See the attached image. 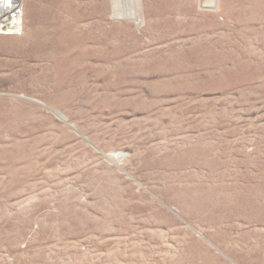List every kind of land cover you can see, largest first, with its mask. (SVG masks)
I'll return each mask as SVG.
<instances>
[{
  "label": "rangeland",
  "instance_id": "rangeland-1",
  "mask_svg": "<svg viewBox=\"0 0 264 264\" xmlns=\"http://www.w3.org/2000/svg\"><path fill=\"white\" fill-rule=\"evenodd\" d=\"M24 13L0 37V264H264V0Z\"/></svg>",
  "mask_w": 264,
  "mask_h": 264
},
{
  "label": "built area",
  "instance_id": "built-area-1",
  "mask_svg": "<svg viewBox=\"0 0 264 264\" xmlns=\"http://www.w3.org/2000/svg\"><path fill=\"white\" fill-rule=\"evenodd\" d=\"M24 15V0H0V37L21 36Z\"/></svg>",
  "mask_w": 264,
  "mask_h": 264
},
{
  "label": "bare ground",
  "instance_id": "bare-ground-1",
  "mask_svg": "<svg viewBox=\"0 0 264 264\" xmlns=\"http://www.w3.org/2000/svg\"><path fill=\"white\" fill-rule=\"evenodd\" d=\"M108 158H109V159H115L116 157H115V155H110V156H108ZM118 158H119V156H118ZM118 158H117V159H118Z\"/></svg>",
  "mask_w": 264,
  "mask_h": 264
},
{
  "label": "water",
  "instance_id": "water-1",
  "mask_svg": "<svg viewBox=\"0 0 264 264\" xmlns=\"http://www.w3.org/2000/svg\"><path fill=\"white\" fill-rule=\"evenodd\" d=\"M108 157V156H107Z\"/></svg>",
  "mask_w": 264,
  "mask_h": 264
}]
</instances>
